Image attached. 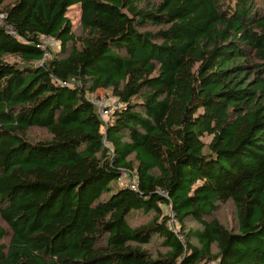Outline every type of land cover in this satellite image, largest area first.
<instances>
[{"label":"trees","instance_id":"16d2710c","mask_svg":"<svg viewBox=\"0 0 264 264\" xmlns=\"http://www.w3.org/2000/svg\"><path fill=\"white\" fill-rule=\"evenodd\" d=\"M0 11V264H264V0H0ZM43 37L59 42L54 56ZM100 90L119 104L107 120L89 98ZM31 127L50 138L30 141ZM124 172L136 189L102 199ZM228 200L236 229L213 217ZM153 237L164 252L142 247Z\"/></svg>","mask_w":264,"mask_h":264},{"label":"rangeland","instance_id":"374dc122","mask_svg":"<svg viewBox=\"0 0 264 264\" xmlns=\"http://www.w3.org/2000/svg\"><path fill=\"white\" fill-rule=\"evenodd\" d=\"M8 2H11L13 0H7ZM67 16L69 17L71 24H72V28H73V33L75 35V37L77 39H75V44L79 45V38L81 36L84 35L83 33V29L81 27V23H80V7L78 4L71 6L68 11H67ZM145 30H151V31H155L157 30V28L153 25H147V27L144 28ZM42 42L45 44L46 48H47V57H51L54 56L56 53V51H58V47H59V42H52L51 40L44 38L42 40ZM69 49L71 48V44H69ZM5 59L8 60L9 62H16V63H20L21 60L17 57V56H13V55H7L5 56ZM110 92H108L109 94ZM99 95L101 96H107L109 98H113L112 96H108V94L103 91L100 90L98 92ZM90 99H92L94 101L95 99V104L97 105V111L100 114V110L98 107V102L97 99L95 98L94 95H90L89 96ZM104 98V97H102ZM101 98V99H102ZM102 118V117H101ZM108 116H105L103 120H107ZM27 138L30 141H37V140H47L50 138V134L47 132V130L45 128H41V127H31L29 128V130L27 131ZM212 136L211 135H205L202 137L203 142L206 144V148L205 150H207V144L211 141ZM128 179H129V175L127 173V175L124 176V178L122 180H118L117 182H111L110 184V188L111 191H109L108 193H104L102 195V199L107 198L110 194L114 193L117 191L118 187L120 186V184H128ZM161 209L162 212L165 215L170 216V227L174 228V229H179V225L177 222L174 221L173 218V214L170 210V208L166 205H161ZM153 216V212L150 211L148 213L145 212H138L136 214H134L132 217H129V224L132 226H137L140 224H144L145 222H147L151 217ZM213 217L218 219L224 226H226L229 229H236L237 228V216H236V210H235V206L233 204L232 201L228 200L225 204H221L219 205L218 209H216V211L213 214ZM187 227L190 228H196L199 227V223L195 222V221H188L186 223ZM1 242V241H0ZM142 247L146 250H148L152 255H157L160 252H164L166 250L165 247H163L161 245V239L158 237H153L152 240L147 243V244H143ZM206 264V263H204ZM207 264H217L215 261H211Z\"/></svg>","mask_w":264,"mask_h":264},{"label":"built area","instance_id":"2783aa9c","mask_svg":"<svg viewBox=\"0 0 264 264\" xmlns=\"http://www.w3.org/2000/svg\"><path fill=\"white\" fill-rule=\"evenodd\" d=\"M4 17H5L4 13L0 11V25L3 24ZM44 38H47L51 40L52 42H56V43L58 42L57 40H54L53 38H50V37H43L42 40ZM42 48H44L45 50L47 49L43 42H42ZM47 53L48 51L45 54L47 55ZM97 102H98V107L100 110L101 117L103 119L105 116H109V114L111 113L114 107H117L119 105L116 98L114 97L109 98L107 96L100 100H97ZM125 175H127L125 172L122 173L121 176L119 177V181L122 180ZM136 179H137V176L135 174H132V176L129 177L128 185L130 186V188L136 189Z\"/></svg>","mask_w":264,"mask_h":264}]
</instances>
